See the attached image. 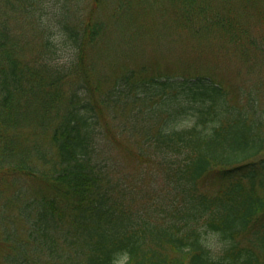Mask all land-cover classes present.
<instances>
[{
  "label": "trees",
  "instance_id": "16d2710c",
  "mask_svg": "<svg viewBox=\"0 0 264 264\" xmlns=\"http://www.w3.org/2000/svg\"><path fill=\"white\" fill-rule=\"evenodd\" d=\"M81 1L0 0V199L26 225L5 235V263L264 264V0H170L178 31L236 64L233 91L214 73L132 67L106 90L100 59L133 0L113 1L115 28L109 0ZM216 169L217 189L201 186Z\"/></svg>",
  "mask_w": 264,
  "mask_h": 264
},
{
  "label": "rangeland",
  "instance_id": "374dc122",
  "mask_svg": "<svg viewBox=\"0 0 264 264\" xmlns=\"http://www.w3.org/2000/svg\"><path fill=\"white\" fill-rule=\"evenodd\" d=\"M83 1V0H82ZM81 1V2H82ZM114 0H109L100 7V16L107 21L113 28L115 22H112L111 13L114 8ZM93 0H84L82 5L87 4V9L91 8ZM174 4L170 0H133L131 7L135 10V21L130 26L127 18V30L113 31L110 33L112 45L105 56L100 59L99 69L102 73H107V88H110L115 77L126 68H145L146 75L155 76H195L199 73H214L218 79L225 81L230 90L232 85L240 81L236 74V64L224 59L219 55L207 53L214 46H218L219 40L208 41L197 39L190 31H178V29L169 22L172 18ZM171 13V14H170ZM139 18L140 22L136 19ZM136 34V35H135ZM134 38V39H132ZM204 41V42H203ZM58 54L62 60H68L73 53L69 45L65 46L61 38L57 41ZM201 42L207 47L203 51H196L194 46ZM210 44V45H209ZM210 46V47H209ZM198 49V48H197ZM123 142L117 145L112 141L109 135V151L121 162L127 170L133 168L131 148L124 138ZM113 162V161H112ZM119 162V163H120ZM120 163V164H121ZM219 169L210 173L201 183V186L215 191L220 184L218 172ZM25 189L29 195H36L38 192H47L48 187L41 182H29ZM0 199V264L5 263V255L9 252L7 242L4 241L5 235L25 236L26 225L15 217L16 210L13 207L5 205ZM207 241L214 251L219 250L225 243L215 234L208 236Z\"/></svg>",
  "mask_w": 264,
  "mask_h": 264
}]
</instances>
